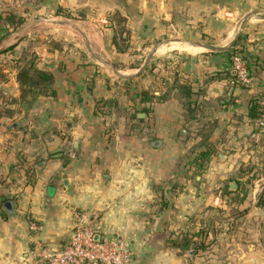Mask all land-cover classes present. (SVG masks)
Listing matches in <instances>:
<instances>
[{"label":"crops","instance_id":"obj_1","mask_svg":"<svg viewBox=\"0 0 264 264\" xmlns=\"http://www.w3.org/2000/svg\"><path fill=\"white\" fill-rule=\"evenodd\" d=\"M188 4L203 20L204 0H0V264H29L38 239L61 248L79 210L129 242L127 264H264V125L249 115L264 22L211 48L164 42ZM27 69L54 79L23 91Z\"/></svg>","mask_w":264,"mask_h":264},{"label":"built area","instance_id":"obj_2","mask_svg":"<svg viewBox=\"0 0 264 264\" xmlns=\"http://www.w3.org/2000/svg\"><path fill=\"white\" fill-rule=\"evenodd\" d=\"M234 62L235 71L247 79L248 70L242 55L236 54ZM260 103L263 108L257 123L264 125V99ZM94 215L89 210L75 212L72 236L59 249H52L42 240H36L28 256L29 264H127L135 253L134 248L119 235H104ZM41 229V224L31 223L33 232Z\"/></svg>","mask_w":264,"mask_h":264},{"label":"rangeland","instance_id":"obj_3","mask_svg":"<svg viewBox=\"0 0 264 264\" xmlns=\"http://www.w3.org/2000/svg\"><path fill=\"white\" fill-rule=\"evenodd\" d=\"M248 0H204V11H202L203 20L196 21L199 19V14L195 11V5L188 4L187 12H181L176 10V17L182 19V24H175L168 30L163 37L164 42L173 41V42H189V43H198V44H211V45H222L226 42H231V40L240 35L242 31L246 28L245 25L252 21L264 22V10H248L245 7L247 6ZM194 2V0H193ZM182 4H185L184 2ZM216 5L220 8H216ZM179 6V5H178ZM214 6V7H213ZM213 7V9H211ZM263 14V17L259 16ZM43 16H48L45 14ZM187 24V26H184ZM54 28H64L59 29L58 32L64 37H75L80 43L85 46L82 35L73 34L72 32H78L75 27L70 25H51ZM61 30V31H60ZM69 30V31H68ZM233 35V38H232ZM70 38V37H68ZM71 39V38H70ZM76 42V41H75ZM163 42V43H164ZM229 44V43H228ZM128 46L127 42H123L120 47L121 49ZM100 45L96 43L95 53L97 56L104 58L105 51L102 53L98 51ZM102 48V47H101ZM182 50V49H180ZM202 50V49H201ZM201 50H191L199 52ZM189 51V50H188ZM100 53V55H99ZM129 57L126 60H119L120 62H128V64L135 62L138 63L141 59H135L131 61ZM133 63V64H135Z\"/></svg>","mask_w":264,"mask_h":264},{"label":"trees","instance_id":"obj_4","mask_svg":"<svg viewBox=\"0 0 264 264\" xmlns=\"http://www.w3.org/2000/svg\"><path fill=\"white\" fill-rule=\"evenodd\" d=\"M236 54H241L243 59H244V54L242 49H237L234 52V56ZM248 70V68H247ZM30 69L27 70H22L19 73V82L21 84V89L23 91H25L26 86L28 85H39V84H49L53 81L54 77L51 73H48L46 71H38L36 70L34 72V74L32 75ZM46 89V87L44 88ZM263 105L260 103L259 99H253L250 105V110H249V115L253 118V119H258L261 111H262ZM203 158H206L207 155L204 152V155L202 156Z\"/></svg>","mask_w":264,"mask_h":264},{"label":"water","instance_id":"obj_5","mask_svg":"<svg viewBox=\"0 0 264 264\" xmlns=\"http://www.w3.org/2000/svg\"><path fill=\"white\" fill-rule=\"evenodd\" d=\"M259 16H261V17H263V14H261V15H259ZM236 38V37H235ZM192 43V42H191ZM232 43H234V42H232ZM193 44H196V45H200V46H203V47H207V48H211V47H213V46H211V45H207V44H198V43H193ZM237 185V183L236 182H232V184H231V186H232V188H235V186ZM4 207L7 209V210H9V211H11L12 209H13V202L12 201H7V202H5L4 203ZM157 236V235H156ZM157 237H160V235H158ZM130 258H131V256H130Z\"/></svg>","mask_w":264,"mask_h":264},{"label":"bare ground","instance_id":"obj_6","mask_svg":"<svg viewBox=\"0 0 264 264\" xmlns=\"http://www.w3.org/2000/svg\"><path fill=\"white\" fill-rule=\"evenodd\" d=\"M59 25H67V24H63V23H59ZM182 43H186V44H189V43H187V42H182ZM190 45H193V44H190ZM197 46V45H196ZM200 47V46H199ZM184 50V49H183ZM187 50V49H186ZM190 50V49H189Z\"/></svg>","mask_w":264,"mask_h":264}]
</instances>
